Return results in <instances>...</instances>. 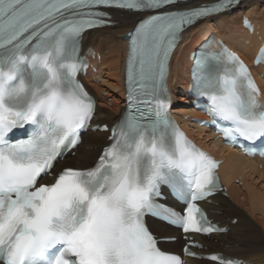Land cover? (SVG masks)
Wrapping results in <instances>:
<instances>
[{"label":"snow or ice","instance_id":"snow-or-ice-1","mask_svg":"<svg viewBox=\"0 0 264 264\" xmlns=\"http://www.w3.org/2000/svg\"><path fill=\"white\" fill-rule=\"evenodd\" d=\"M239 2L173 10L179 0H0V264H183L161 249L147 216L163 215L185 233L218 230L198 205L217 190L218 165L168 116L165 81L185 29ZM110 8L145 17L127 35L129 107L92 167L65 168L40 184L94 116L77 79L79 51L88 30L110 22L101 10ZM193 60L194 87L226 140L264 138L261 89L240 56L220 46ZM255 63H264V48ZM26 126V138H11ZM162 185L183 214L156 203Z\"/></svg>","mask_w":264,"mask_h":264},{"label":"bare ground","instance_id":"bare-ground-1","mask_svg":"<svg viewBox=\"0 0 264 264\" xmlns=\"http://www.w3.org/2000/svg\"><path fill=\"white\" fill-rule=\"evenodd\" d=\"M213 1L216 0H188L180 4L181 7L178 9H187ZM108 11L111 15V25L88 30L82 39L83 50L91 47L100 55V60L94 62L97 68L94 78H91L88 72L84 77L86 84L98 99L94 115L97 124L113 122L119 115L125 91L127 35L136 22L143 17L142 14L130 11L117 9ZM242 14H246L253 20L258 29L257 33L250 35L241 27ZM211 30L249 62L258 44V38H264V0H240L230 12L197 21L181 34V40L169 62L168 81L173 92L175 112L200 116L188 107V101L179 94V88L187 84L190 52L198 46L200 37ZM260 69L261 66L257 67L255 73ZM260 85L264 92V82L260 81ZM107 98L114 100L112 104L110 103L111 107L107 105ZM186 129L199 144L223 158L219 172L228 192V197L218 194L213 197V203H204L213 221L220 225H227L229 229L226 233L212 235L217 238L216 243L210 238L195 235L196 239L208 246L207 250L203 249L201 252H223L243 259L247 263L264 264V237L259 229L260 226L264 232V158L259 160L245 158L231 148L222 146L219 140L213 139V135L207 129L194 125L190 127L186 125ZM105 136L106 133L101 132L85 133L82 142L77 146L75 155L70 158L66 156L61 166L67 165L66 162L80 168L89 165L97 156L100 147L105 144ZM235 179H238L240 184H235L233 182ZM228 206L231 207L229 211L226 210ZM248 216L250 219L247 218ZM235 217L237 220L232 223L231 220ZM148 222L152 232L157 233L159 237L178 235L177 230L172 227L153 219H148ZM177 241L183 243L182 240ZM181 244L173 247V244L169 243L163 249L179 252ZM189 264L216 263L189 259Z\"/></svg>","mask_w":264,"mask_h":264},{"label":"rangeland","instance_id":"rangeland-1","mask_svg":"<svg viewBox=\"0 0 264 264\" xmlns=\"http://www.w3.org/2000/svg\"><path fill=\"white\" fill-rule=\"evenodd\" d=\"M260 10H261V8H260ZM104 95H105V94H104ZM108 97H111V96H108ZM107 99H108V100H107V101H108V102H107V105H108V107H109V106L111 107V106H112L111 104L113 103L114 100L112 101L111 98H107ZM109 99H110V100H109ZM109 101H112L111 104L109 103ZM100 108H101V107H100ZM98 151H99V150H98ZM97 153H98V152H97ZM74 155H75V154H74ZM74 155H73V156H74ZM96 155H97V154H96ZM95 157H96V156H95ZM69 158H70V157H69ZM63 164H64V163H63ZM65 164L69 165L68 162H66ZM90 164H91V163H90ZM90 164H89V165H90ZM87 166H88V165H87ZM236 184H239V183H236ZM241 189L243 190L242 187H241ZM230 201H231V200H230ZM226 210H227V211L231 210V207H230V206L226 207ZM235 218H236V217H235ZM245 218H246V217H245ZM247 218L250 219V216H248ZM257 225H258V224H257ZM259 229L261 230V235L264 237V232H263V230L260 228V226H259ZM212 241L216 243L218 240H217V238H214V237H213V240H212ZM172 244H173V247H174V246H179V244H181V241H177V242H174V243H172ZM177 244H178V245H177ZM177 248H178V247H177ZM175 249H176V248H175ZM177 251H178V250H177Z\"/></svg>","mask_w":264,"mask_h":264}]
</instances>
